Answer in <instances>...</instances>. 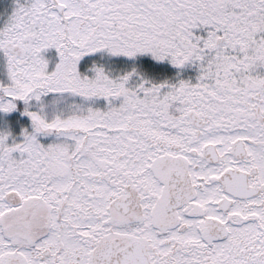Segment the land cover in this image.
Returning a JSON list of instances; mask_svg holds the SVG:
<instances>
[{
  "label": "snow or ice",
  "instance_id": "snow-or-ice-1",
  "mask_svg": "<svg viewBox=\"0 0 264 264\" xmlns=\"http://www.w3.org/2000/svg\"><path fill=\"white\" fill-rule=\"evenodd\" d=\"M0 264H264V0H9Z\"/></svg>",
  "mask_w": 264,
  "mask_h": 264
},
{
  "label": "rangeland",
  "instance_id": "rangeland-1",
  "mask_svg": "<svg viewBox=\"0 0 264 264\" xmlns=\"http://www.w3.org/2000/svg\"><path fill=\"white\" fill-rule=\"evenodd\" d=\"M8 3L9 0H0V10H2Z\"/></svg>",
  "mask_w": 264,
  "mask_h": 264
}]
</instances>
